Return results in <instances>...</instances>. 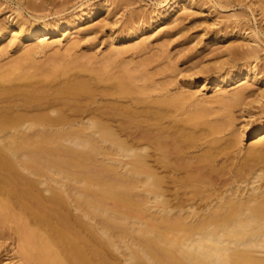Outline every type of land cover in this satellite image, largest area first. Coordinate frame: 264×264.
Returning <instances> with one entry per match:
<instances>
[{"label":"bare ground","instance_id":"obj_1","mask_svg":"<svg viewBox=\"0 0 264 264\" xmlns=\"http://www.w3.org/2000/svg\"><path fill=\"white\" fill-rule=\"evenodd\" d=\"M74 1L5 0L0 19L5 264H264V103L253 123L249 110L264 99V0H155L119 32L132 0ZM212 7L229 12L204 30L212 59L189 82L202 91L156 78L175 70L150 69L162 42L117 61ZM106 27L99 58L35 59ZM8 48L22 50L1 64Z\"/></svg>","mask_w":264,"mask_h":264},{"label":"rangeland","instance_id":"obj_2","mask_svg":"<svg viewBox=\"0 0 264 264\" xmlns=\"http://www.w3.org/2000/svg\"><path fill=\"white\" fill-rule=\"evenodd\" d=\"M82 1H84V0H75L72 4L77 5V4L81 3ZM155 2H156L155 0H134V1L132 0L131 4L128 5L129 7L126 5L127 7L121 6L122 8H120V9L118 7V10H116L117 9L116 8L115 10H116V12L118 11V13L116 14V16L114 18L116 20H118L119 22L117 23L116 27H114V29H117L115 31L119 32V30L123 29L121 26H124L129 21L127 18L129 17V19H130L131 14H133L135 12L140 13V11L143 9L147 10V9L151 8L155 5ZM73 5H71V4L68 5V7H67L68 11L67 12H70L72 10L71 6H73ZM15 8H16V6L14 3L5 2V0H0V19L2 17H4L5 15L8 16L10 14V10L15 9ZM214 8L215 7H212L211 8L212 10H210L211 15L210 14L209 15H207V14L195 15L193 17L196 19V22L194 23V25H192L191 19H188L184 24L185 26L186 25L187 26L185 27V29L181 30L178 34L176 33L175 35H170V36L165 37L161 40L153 41V43H152L153 45H151V51L150 52H147L146 54H144L143 52L142 53L140 52L139 54H137V51H135L134 53H133V51H129L126 55H124L122 58L118 59L117 61L120 62L121 60H124L126 63L128 61L131 62L133 60L132 62H135L133 64H137V63H139V60H140V62L142 61L141 58H143V57L146 58L147 55H151L152 53L157 52V49L160 46V45L158 46V44L159 43L161 44V42H162V44L164 45L163 46L164 55H162V57H160V59L158 61H156L155 63H152V65L154 67L151 65V67H150L151 71H153L155 69L159 70L158 68H160V67L163 68V67H165L164 65L166 63L168 64V62H170L173 64V66H175L174 67L175 70L173 72L171 71L170 73L168 72V74H167V72L163 71V73H165V75L163 74V76H161V74H159V76H157L156 78L158 80L163 79L162 81H167V82L172 81L173 85L174 84L177 85L176 87L172 86L173 89L171 88L172 84L169 85L170 91H173V90L174 91L175 90L180 91L179 89H181L182 86L186 87L187 84H189L187 86H191L190 83L192 82V80H194V79L196 80L198 77L196 75V68H194V66L203 63L202 62L203 60L208 61V60L212 59V56H210V55H211L214 47L203 48L204 42L207 38V35L204 34L206 31H204V30L208 29V28L213 29L211 27H208L210 18L220 17V16L222 18L224 15H226L229 12V11H224L223 14L216 15L215 13L218 12L219 9H217V7L215 9ZM57 10H58L57 8L54 9L51 6H48L46 9H43L40 11L38 10L37 12L35 11L36 13L35 12L33 13L31 11L32 13H30V15L33 14L34 16H41L44 18L48 17V19H49V18L55 17L53 13L56 12ZM234 10H239V8L234 9ZM51 14H53V15H51ZM23 15L25 16V18L32 21L31 17L28 16V13H24ZM221 18H218V19H221ZM99 21L100 20L94 21V23L96 24ZM106 28H103V30L101 32L99 31L98 34H95V35L93 34L89 37L81 38L78 41L77 46L70 48L68 51L57 50V48L49 49L44 54L36 55L35 59H38V61L43 60V62H44V61H46L44 58L48 59L51 56L53 57V55H55L56 53H60L65 59H72V58H75V57L80 56V55L91 54V53H93V55H95L94 57L99 58L102 55H104L107 52V50L110 48V45L106 44V42L108 43V41H107L108 27H106ZM119 28H122V29H119ZM105 31H106V33H104ZM156 32L158 33V31H156ZM111 47H115V46H111ZM161 47H162V45H161ZM21 50L22 49H20V48H17V49L8 48L9 52L2 59L1 64L10 63L11 60H13L17 56H19ZM260 57H261L260 59H262V57H264V51L260 52ZM156 64H160V67H159V65H156ZM152 68H153V70H152ZM160 72H162V71H160ZM154 79H155V77H154ZM169 83H171V82H169ZM178 86H180V88H178ZM191 88H193V90L198 89L197 87L195 88L194 85H192ZM167 89L169 91L168 86H167ZM201 89H202V87L201 88L199 87L198 90H201ZM182 90H183V88H182ZM208 95H210V94H208ZM263 103H264V99L259 104L255 103V104H251V106H249V110H250L251 114L253 115V118L251 119L252 123L255 122V120H257V118H259V115H261V112H262L261 105ZM243 108L245 109L248 107H244V106L242 107L241 106L240 108H236L234 111V112H236L235 114L239 117L237 120V123H239V121L242 119V118H240V115L242 114L241 109H243ZM250 142H251V139L244 138V139H242V146L244 148H246V147H248ZM122 161L129 163L130 159H122ZM5 261L6 260L4 257L3 248H0V264H5L6 263Z\"/></svg>","mask_w":264,"mask_h":264}]
</instances>
